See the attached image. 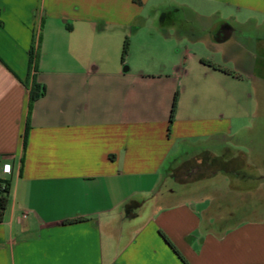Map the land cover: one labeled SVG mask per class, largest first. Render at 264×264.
Here are the masks:
<instances>
[{
	"label": "crops",
	"instance_id": "obj_1",
	"mask_svg": "<svg viewBox=\"0 0 264 264\" xmlns=\"http://www.w3.org/2000/svg\"><path fill=\"white\" fill-rule=\"evenodd\" d=\"M261 20L264 0H0V264H264V159L238 141Z\"/></svg>",
	"mask_w": 264,
	"mask_h": 264
},
{
	"label": "rangeland",
	"instance_id": "obj_2",
	"mask_svg": "<svg viewBox=\"0 0 264 264\" xmlns=\"http://www.w3.org/2000/svg\"><path fill=\"white\" fill-rule=\"evenodd\" d=\"M162 3L168 4L173 2V0H161ZM144 11L146 13L157 12L155 6H145ZM261 26L255 33L264 34V21L261 20ZM244 33H252V28L249 24L244 25L243 27ZM253 97L255 100L256 113L252 116L248 121L247 125L250 127L249 129H244L240 134V138L238 141L242 146V150L249 154L252 151V155L256 157L259 156L260 160L264 159V76L259 77L258 80L253 81ZM249 145H251L252 150H249ZM261 196H264V186L261 189ZM264 199H262L263 201ZM261 210L264 211L263 203L260 204ZM261 214H264V212ZM260 214V215H261ZM241 215V214H238Z\"/></svg>",
	"mask_w": 264,
	"mask_h": 264
},
{
	"label": "trees",
	"instance_id": "obj_3",
	"mask_svg": "<svg viewBox=\"0 0 264 264\" xmlns=\"http://www.w3.org/2000/svg\"><path fill=\"white\" fill-rule=\"evenodd\" d=\"M126 50H127V42L125 41L123 44V48H122V57H123V55H125ZM223 70L227 73L234 74V72H232L230 70H227V69H223ZM42 93H43V87L40 88L37 84L32 83V85L30 87V92H29V103L31 104V102L34 101L37 97H39ZM177 95H178V92L175 91V93L173 95L172 103H171L169 121L172 120L175 109H176ZM1 182L4 183V189L0 194V219L4 213V210L6 208V204L8 201V184H7V182H4V181H1ZM166 241L169 243V241L167 239H166ZM173 249L177 253L175 248H173Z\"/></svg>",
	"mask_w": 264,
	"mask_h": 264
},
{
	"label": "built area",
	"instance_id": "obj_4",
	"mask_svg": "<svg viewBox=\"0 0 264 264\" xmlns=\"http://www.w3.org/2000/svg\"><path fill=\"white\" fill-rule=\"evenodd\" d=\"M4 189V183L0 181V194ZM23 216H25V214H23Z\"/></svg>",
	"mask_w": 264,
	"mask_h": 264
}]
</instances>
